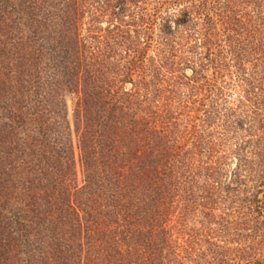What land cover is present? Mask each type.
<instances>
[{
  "label": "trees",
  "instance_id": "16d2710c",
  "mask_svg": "<svg viewBox=\"0 0 264 264\" xmlns=\"http://www.w3.org/2000/svg\"><path fill=\"white\" fill-rule=\"evenodd\" d=\"M149 1L0 0V264H184L168 225L178 204L215 196L221 151L238 158L226 187L236 212L257 215L245 264H264L253 253L264 252L253 247L264 246V145L236 150L229 120L216 145L203 126L227 102L231 68L240 98L264 100V0H151V12ZM181 3L161 46L189 58L164 56L155 74L173 80L178 58L192 69L205 120L184 128L143 78L156 12ZM257 118L248 135L264 129Z\"/></svg>",
  "mask_w": 264,
  "mask_h": 264
},
{
  "label": "rangeland",
  "instance_id": "374dc122",
  "mask_svg": "<svg viewBox=\"0 0 264 264\" xmlns=\"http://www.w3.org/2000/svg\"><path fill=\"white\" fill-rule=\"evenodd\" d=\"M151 2L152 1L150 0V4L147 6L149 12H151L153 8V3ZM184 6L185 4L183 3H181L178 7H168V5H165L159 8L158 12H156L158 20L155 25V37L147 54V60L145 62L146 76L143 77L145 79L144 83L147 85L149 90V95H154V90H163V97L166 96L171 98L172 114L175 118H177L178 124L183 123V128L185 126V122H187L190 117L192 119L201 118L197 121L194 120V123H190V127L192 125H202L203 123L201 120L204 119L202 117V113H197L195 111L199 108V106L197 104H195V106L194 104H191L192 101H194V98H190L192 92L187 79L192 77L193 71L191 68L186 67L183 61L179 60V58H189L190 54L185 51L186 53L184 52L177 55L174 52L175 48L173 49L174 45L172 46V44H170L167 48H165V46H161L162 40L160 38L159 28L167 20L173 27L175 25L174 20L176 19L174 14H176V12ZM144 7L146 8V5ZM102 25L103 27H106V23H103ZM180 44H183V42ZM177 46H175L176 49L180 47ZM184 50H186V48H184ZM171 54L179 56L178 60H174L177 65L173 67L174 70H176L173 80H171V76L167 74L166 67L163 71L159 72V75L155 74V71L160 67V64L164 62L162 61L163 57H169ZM231 72H235V68H231L229 72L230 74H226L225 77L226 82L231 84L227 94V102L223 105V109L220 107L217 112H214L210 116L208 121L211 123L209 125H203L206 130L205 132L206 134L211 133L210 135L212 138H210V141H212L213 144L219 145L221 138L219 137V131H216V128H218V125H223L226 120H229L228 124L231 127L229 129H232L233 132L230 136L234 138L232 139L233 141L230 145H233L234 147L236 146V150L245 146L243 141L247 142L246 140L248 138H255V142L257 141L259 145H264V141H262L264 129H260L257 125H255V128L258 130L256 131L254 129L253 134L248 135L246 131L249 128V123L252 120V117L254 118L255 116H258L257 119L262 120V126L264 127V100H258L256 105L254 103L256 100L250 102L240 98V94H238L239 90L236 89V77L231 75ZM207 74L211 77L212 72L209 70ZM169 85L176 92L172 95V97L169 93L164 91ZM125 89L126 91H130L132 89V85L128 83ZM151 95L149 97H152ZM157 95L158 93H156V96ZM164 99L165 97L162 98L161 96V99L158 97L155 100H160V103H165ZM68 106L70 120L72 121L74 100L68 99ZM231 114L233 116H230ZM236 121L244 122L243 130L239 129L236 125ZM183 128L181 127L180 131ZM188 130L191 134H193V129L188 128ZM222 145H226L228 147L230 146L225 142H222ZM248 149L249 148L247 147V150ZM221 156H224L222 151L221 154L218 155L219 158H217V160L215 158L217 163L216 171L218 175L214 178L217 180V184L214 183L213 180L208 183L217 189L215 196L211 197L210 193L212 192L209 193L206 190V193L202 195V198L204 199L202 201L197 199L201 202V205L195 203L193 204L194 206L185 208V205L182 206L181 204H178L177 209L174 208V215L168 225L170 236L172 237L171 240H173L178 247L176 248L177 254L181 257L188 258V260L185 259V261H183L184 264H197V262L199 264L205 260L210 262L212 258L224 260L225 264H239V261L244 260L242 262L245 264V259L252 258L253 256L252 252L248 249V246H252L253 244V234L250 232V228L251 225L254 224V221L252 220L257 218V215L253 214L251 217H248V219L246 217L242 219L241 215L236 212L238 209L237 196L236 194L228 195L226 187L228 186L236 168L238 158L234 156L221 158ZM262 198L263 196L260 195V199ZM249 218L251 219V222L248 221ZM257 242L258 241H255V243ZM253 247H257L260 250L264 249V246L260 248L261 246L254 245ZM253 253L257 254V259L264 262V252L262 253L261 251V253H259L256 251Z\"/></svg>",
  "mask_w": 264,
  "mask_h": 264
}]
</instances>
